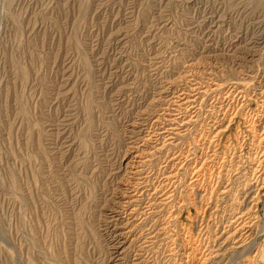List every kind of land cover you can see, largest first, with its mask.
I'll use <instances>...</instances> for the list:
<instances>
[{
	"label": "rangeland",
	"instance_id": "obj_1",
	"mask_svg": "<svg viewBox=\"0 0 264 264\" xmlns=\"http://www.w3.org/2000/svg\"><path fill=\"white\" fill-rule=\"evenodd\" d=\"M263 91L260 0H0V264H264Z\"/></svg>",
	"mask_w": 264,
	"mask_h": 264
},
{
	"label": "bare ground",
	"instance_id": "obj_2",
	"mask_svg": "<svg viewBox=\"0 0 264 264\" xmlns=\"http://www.w3.org/2000/svg\"><path fill=\"white\" fill-rule=\"evenodd\" d=\"M261 2H263L264 3V0H260ZM260 3V2H259ZM258 3V4H259ZM243 9V8H242ZM248 9V8H247ZM60 10V9H59ZM263 12V11H262ZM234 20V19H233ZM205 29V28H204ZM209 40V39H208ZM236 40V39H235ZM243 53V52H242ZM206 56V55H205ZM258 60V59H257ZM185 63V62H184ZM189 66V65H188ZM257 69H258V67H257ZM180 78V77H179ZM211 81V80H210ZM168 82V81H167ZM170 82V81H169ZM200 84V83H199ZM125 87V86H124ZM192 89V88H191ZM190 89V90H191ZM189 90V91H190ZM198 90H196V92H197ZM203 91V90H202ZM211 91V90H210ZM191 92V91H190ZM264 92V91H263ZM154 93V92H153ZM237 93V92H236ZM189 95L191 94V93H188ZM188 94H186V93H182V94H180V97L178 96V101L176 100L177 99V97L176 96H174V97H176V101H177V105L175 106L176 108L175 109H173V114L172 115H170L172 118L171 119H168L167 120V122L169 123V124H167L168 125V127L162 132V134L164 135V137H166V139L167 140H169L170 141V139H173L172 138V136L171 135H174V131H177V130H179L177 127H176V125L177 126H179V124H178V120H179V118H180V116H181V114H182V112H184V111H186V105L187 104H191V102H194V100L193 99H191V97H193V96H189ZM194 94V93H193ZM228 94V93H227ZM178 95V94H177ZM196 98V97H195ZM233 98V97H232ZM251 99V98H250ZM263 100V99H262ZM175 105V104H174ZM195 105V104H194ZM261 106V105H260ZM263 107V106H262ZM189 108H190V106H189ZM192 108V107H191ZM187 112V111H186ZM264 112V111H263ZM262 112V113H263ZM144 113V112H143ZM166 114V113H165ZM169 115V114H168ZM184 116V115H183ZM261 117V116H260ZM169 118V117H168ZM130 119V118H129ZM142 119V118H141ZM189 119H190V116H189ZM188 119V120H189ZM234 119V118H233ZM182 120V119H181ZM187 120V121H188ZM190 121H192L191 119H190ZM194 121V120H193ZM192 121V122H193ZM140 122V121H139ZM143 122V121H142ZM157 122V121H156ZM166 122V123H167ZM191 122V123H192ZM194 123V122H193ZM245 123V122H244ZM131 124V123H130ZM184 124H186V123H182V124H180V125H184ZM188 124V123H187ZM135 125H137V124H135ZM134 125V126H135ZM141 125V124H140ZM133 126V127H134ZM143 126V125H142ZM150 126V125H149ZM161 126V125H160ZM152 127V126H151ZM184 127V126H183ZM159 129V128H158ZM123 131V130H122ZM257 131V130H256ZM255 131V132H256ZM257 133V132H256ZM157 134V133H156ZM179 134V133H178ZM152 135V134H151ZM239 135V134H238ZM153 136V135H152ZM155 136V135H154ZM176 136V135H175ZM255 136V135H254ZM157 137V136H156ZM203 137V136H202ZM217 137V136H216ZM153 137H150V134H148L147 135V138H146V140H150V139H152ZM158 138V137H157ZM156 138V139H157ZM206 138V137H205ZM261 138H263V137H261ZM140 139V138H139ZM154 139V138H153ZM160 139V138H159ZM255 139H257V138H255ZM259 139V138H258ZM257 139V140H258ZM144 140H145V138H144ZM174 140V139H173ZM203 140V139H202ZM260 140V139H259ZM164 141H165V139H164ZM142 142H143V140H142ZM172 142V141H171ZM203 142V141H202ZM258 142V141H257ZM167 143V142H166ZM204 143V142H203ZM136 144V143H135ZM171 144H173V143H171ZM163 145V144H162ZM217 145V144H216ZM168 146H169V144H168ZM175 146V145H174ZM173 146V147H174ZM202 146V145H201ZM205 146V145H204ZM204 146H202V147H204ZM257 146V145H256ZM256 146L254 147V148H256ZM213 147V146H212ZM263 147V146H262ZM200 148V147H199ZM207 148V147H206ZM259 148V147H258ZM194 150V149H193ZM206 150V149H205ZM180 152V151H179ZM205 152H207V151H205ZM181 153V152H180ZM196 153V152H195ZM263 153V152H262ZM262 153H260V154H262ZM256 154V153H255ZM195 155V154H194ZM201 155V154H200ZM139 156V155H138ZM137 156V157H138ZM183 156V155H182ZM243 156V155H242ZM261 156V155H260ZM136 157V156H135ZM139 157H141V156H139ZM181 157V156H180ZM186 157V156H185ZM184 157V158H185ZM222 157V156H221ZM257 157L259 158V155H257ZM262 157H263V155H262ZM255 158V157H254ZM253 158V159H254ZM264 158V157H263ZM171 159H173V157L171 158ZM179 159V158H178ZM207 159V158H206ZM209 159V158H208ZM257 159V158H256ZM262 159V158H261ZM148 160V159H147ZM176 161V160H175ZM187 161V160H186ZM261 161V160H260ZM144 162H146V160H145V158H144V161L143 160H141V161H139L138 162V164H141V163H144ZM213 162V161H212ZM255 162V161H254ZM253 162V163H254ZM203 164V163H202ZM201 164V165H202ZM130 165V164H129ZM137 165V164H136ZM134 166H135V164H134ZM134 166H132V169H133V167ZM182 166V165H181ZM203 166V165H202ZM262 166H263V163H262ZM128 167V166H127ZM257 167V166H256ZM139 168H140V166H139ZM211 168V167H210ZM199 170H200V168H198ZM198 169H196V171L198 170ZM256 169V168H255ZM259 169V168H258ZM257 169V170H258ZM263 169V168H262ZM142 170V169H141ZM164 171V170H163ZM171 171V170H170ZM192 171V170H191ZM195 171V170H194ZM138 172H139V170L137 169L135 172H133L132 174L134 175V176H136L137 174H138ZM262 172V171H261ZM194 173V172H193ZM243 173V172H242ZM198 174H199V172H198ZM253 174V173H252ZM132 175V176H133ZM140 177V176H139ZM166 177H168V176H166ZM170 177H171V175H170ZM169 177V178H170ZM196 177H198V175L196 176ZM219 177V176H218ZM232 177V176H231ZM238 177V176H237ZM258 177V176H257ZM131 178V177H130ZM133 178V177H132ZM138 178V177H137ZM250 178H251V176H250ZM260 178V177H259ZM129 179V178H128ZM134 179V178H133ZM166 179V178H165ZM174 179V178H173ZM194 179H196V178H194ZM193 179V180H194ZM211 179V178H210ZM213 179V178H212ZM219 179H220V177H219ZM252 179V178H251ZM141 180V181H140ZM167 180V179H166ZM170 180V179H169ZM198 180V179H197ZM200 180V179H199ZM139 181L141 182V183H131V184H133L132 186H131V184H130V187H129V189H126L127 191H126V193L127 194H129L128 196H129V198H131V199H133V198H135V197H140V196H142L143 194H146V192H145V190H143L144 189V186H138V185H143V184H145V181L144 180H142V179H139ZM168 181V180H167ZM251 181V180H250ZM129 182V181H128ZM208 182V181H207ZM223 182H224V180H223ZM126 183V182H125ZM168 183V182H167ZM166 183V184H167ZM196 183V182H195ZM194 183V184H195ZM200 183V182H199ZM262 183H264V182H262ZM121 184H122V182H121ZM151 184V183H150ZM165 184V185H166ZM197 184V183H196ZM220 184V183H219ZM259 184V183H258ZM170 185V184H169ZM261 185V184H260ZM129 186V185H128ZM146 186V185H145ZM212 186V185H211ZM256 186V185H255ZM126 187V186H125ZM156 187V186H155ZM162 187V186H161ZM175 187V186H174ZM260 188V187H259ZM258 188V189H259ZM112 190V189H111ZM120 190H122V189H120ZM156 190V189H155ZM158 190V189H157ZM156 190V191H157ZM113 191V190H112ZM163 191V190H162ZM161 191V192H162ZM213 191V190H212ZM123 192V191H122ZM121 192V193H122ZM160 192V191H159ZM124 193V192H123ZM212 193V192H211ZM225 193V192H224ZM151 194V193H150ZM154 194V193H153ZM152 194V195H153ZM193 194V193H192ZM236 194V193H235ZM125 195V194H124ZM168 195V194H167ZM122 196V195H121ZM126 196V195H125ZM212 196V195H211ZM257 196V195H256ZM160 197H162V196H160ZM119 198V197H118ZM165 198V197H164ZM211 198V197H210ZM220 198V197H219ZM124 199V198H123ZM136 199H138V198H136ZM135 199V200H136ZM155 199V198H154ZM125 200H126V198H125ZM135 200H130V201H124L123 203H127L126 205H128L129 203H132V202H134ZM160 200V199H159ZM107 201V200H106ZM114 201V200H113ZM161 201V200H160ZM163 202V201H162ZM166 201H164V203H165ZM120 204V203H119ZM167 204V203H166ZM122 204H120V206H121ZM147 205V204H146ZM130 206H131V204H130ZM150 206H151V204H150ZM148 207V208H146L147 210H146V212L148 213V212H150L151 210H152V208L151 207ZM119 207V206H118ZM129 207V206H128ZM145 207V206H144ZM110 209V208H109ZM241 209V208H240ZM250 209V208H249ZM135 210L134 209H132L131 210V214L134 212ZM237 211V210H236ZM246 211H248V210H246ZM112 212V211H111ZM116 212V211H115ZM114 212V213H115ZM129 212V211H128ZM200 212V211H199ZM113 213V212H112ZM123 213H124V211H123ZM146 213V214H147ZM237 213V212H236ZM116 214V213H115ZM128 214V213H127ZM126 214V215H127ZM141 214H144V212L143 211H141ZM240 214V213H239ZM242 214V213H241ZM252 214H254L253 212H252ZM256 214V213H255ZM223 216V215H222ZM221 216V217H222ZM228 216V215H227ZM254 216V215H253ZM144 217V216H143ZM237 217V216H236ZM244 217V216H243ZM245 217H246V215H245ZM111 218V217H110ZM121 218V217H120ZM214 218V217H213ZM256 218V217H255ZM235 219V218H234ZM241 219H244V218H241ZM253 219V218H252ZM112 220V219H111ZM117 221V220H116ZM236 221H238L239 223H240V220H239V218H237L236 219ZM98 222V221H97ZM111 222V221H110ZM109 222V223H110ZM114 222V221H113ZM234 222V221H233ZM232 222V223H233ZM252 223V222H251ZM238 224V223H237ZM255 224V223H254ZM97 225V224H96ZM240 228L238 229V231H235L236 229H234V233H232L231 234V237L232 236H234L235 234H237L239 231H241V230H243V228H246L245 227V225H244V223H240ZM252 225V224H251ZM253 226V225H252ZM223 228V227H222ZM163 230V229H162ZM205 230V229H204ZM208 231V230H207ZM176 232V231H175ZM122 233V232H121ZM199 233V232H198ZM249 235V234H248ZM261 235V234H260ZM200 236V235H199ZM258 236V235H257ZM205 237V236H204ZM227 237V236H226ZM231 237H227V240H229ZM180 238V237H179ZM224 238V237H223ZM156 239V238H155ZM242 239V238H241ZM240 239V240H241ZM254 239V238H253ZM253 239H251V240H253ZM231 240V239H230ZM258 241V240H257ZM257 241H252L251 243H248V245L245 247V248H242L240 251H241V254H239V255H237V253L235 254L234 253V255L232 256V257H235L236 259H240V258H242V257H244L245 258V256H247L250 252L251 253H254L253 254V256H252V258H256L257 256H259L260 255V259L264 262V257H263V251H262V248H259L260 249V252H258L259 250H258V246H257ZM238 242V241H237ZM124 243V242H123ZM237 244V243H236ZM192 245V244H191ZM194 245V244H193ZM238 245V244H237ZM240 245V244H239ZM198 246V245H197ZM213 246V245H212ZM218 246H220V245H218ZM196 247V246H195ZM215 247V246H214ZM213 247V248H214ZM221 247V246H220ZM239 247V246H238ZM240 247H242V246H240ZM239 247V248H240ZM205 248V247H204ZM195 249V248H194ZM216 249V248H215ZM218 250H213V251H215V252H217V251H219L220 252V250H219V248H217ZM189 250H190V248H189ZM209 250V249H208ZM224 250V249H223ZM195 251V250H194ZM197 252V251H196ZM195 252V253H196ZM199 252V251H198ZM212 252V251H211ZM223 252V251H222ZM202 253V252H201ZM209 254V253H208ZM217 254V253H216ZM195 255V254H194ZM200 255V254H199ZM187 256H189V255H187ZM202 256V255H201ZM197 257V256H196ZM210 258V257H209ZM120 259V258H119ZM204 259H206V258H204ZM220 259V258H219ZM233 258H231V260H232ZM235 259V260H236ZM175 260V259H174ZM200 260V259H199ZM234 260V259H233ZM257 260V259H256ZM192 261V260H191ZM194 261V260H193ZM203 262V261H202ZM204 262H206V261H204ZM208 262V261H207ZM250 261H248V263H249ZM254 262V261H253ZM189 263H191V262H189ZM231 263H234V261L232 262L231 261ZM236 263H237V260H236ZM252 263V262H251ZM250 263V264H251Z\"/></svg>",
	"mask_w": 264,
	"mask_h": 264
}]
</instances>
